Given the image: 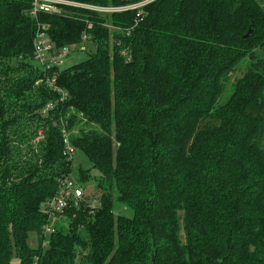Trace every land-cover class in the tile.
<instances>
[{"label": "trees", "instance_id": "obj_1", "mask_svg": "<svg viewBox=\"0 0 264 264\" xmlns=\"http://www.w3.org/2000/svg\"><path fill=\"white\" fill-rule=\"evenodd\" d=\"M30 5L0 0V264H264V0H156L129 35L100 22L133 12L98 17L87 57L46 73ZM84 15L39 19L61 48ZM62 122L98 204H72L44 245L42 204L74 171Z\"/></svg>", "mask_w": 264, "mask_h": 264}, {"label": "built area", "instance_id": "obj_2", "mask_svg": "<svg viewBox=\"0 0 264 264\" xmlns=\"http://www.w3.org/2000/svg\"><path fill=\"white\" fill-rule=\"evenodd\" d=\"M154 1L156 0H126V2L122 4L100 5L76 0H30V14L37 21L33 43L34 60L46 73L51 71L53 67H60L64 58L70 53V46L80 47L81 50L87 51L89 47L88 43H90L92 37L91 31L94 29L96 21L100 20L96 19L98 17L102 18L110 16L114 13L133 12L134 23L131 26H119L110 23L107 20H102V22H100L101 25L107 27L110 32L117 31L129 35L145 18L148 5ZM68 10L74 11L78 14H88L83 16L85 18L84 21L86 23V29L82 33L81 43L56 48L49 34L50 24L41 21L39 19V15H62ZM124 53H126L125 50ZM45 81L51 89L56 90L61 94L62 100L68 97V93L56 84L54 77L46 76ZM52 108L53 104L49 103L43 113L46 114ZM60 127L64 143V153L69 159H73L75 147L70 141V132L64 122L60 124ZM39 133L41 135L42 131ZM84 197L85 188L77 178L66 176L60 180L59 189L56 195L47 199L42 204V212L46 214L50 220L49 224H46L43 228L42 234L45 239L44 245H48L50 235L55 231L53 225L54 219L57 217L61 218L64 211L71 207L72 204L78 206ZM90 205L95 206L96 203H90Z\"/></svg>", "mask_w": 264, "mask_h": 264}, {"label": "rangeland", "instance_id": "obj_3", "mask_svg": "<svg viewBox=\"0 0 264 264\" xmlns=\"http://www.w3.org/2000/svg\"><path fill=\"white\" fill-rule=\"evenodd\" d=\"M90 45V44H89ZM110 47L112 48V44L110 43ZM88 53L84 50H81L80 47H75V46H70V53L64 58L63 63L60 65L61 69H65L68 67H71L81 61H83L86 57H87ZM244 71V64L243 66H241V68H239L237 71H235L232 75H231V81H234V79L236 77H239L243 74ZM230 86V85H228ZM80 164H82L83 166H85L86 168L89 166V162L87 160V158L84 156V154L79 151V150H75L74 153V157H73V172L70 175L72 178H77V169L79 168ZM95 174V171H93ZM96 184V181L94 179V177H92V179H90L88 182L83 183V187L85 188V199L88 198V202L93 204L96 203L98 204L97 198L99 195V192L96 191V189L94 188ZM117 208V207H116ZM124 210H126L125 212L127 214H130V211H127V209L124 206H120V208L116 209L117 214L119 213H123ZM65 221L64 217L60 218L57 217L56 219H54V225L55 224H60V222ZM36 238L37 236L34 235L32 237V242L36 243Z\"/></svg>", "mask_w": 264, "mask_h": 264}, {"label": "water", "instance_id": "obj_4", "mask_svg": "<svg viewBox=\"0 0 264 264\" xmlns=\"http://www.w3.org/2000/svg\"><path fill=\"white\" fill-rule=\"evenodd\" d=\"M253 34V30L250 28L249 31L245 34V38H249L251 37ZM11 243H12V248H13V256L17 257L18 255V247H17V243H16V239H15V235L12 232L11 233Z\"/></svg>", "mask_w": 264, "mask_h": 264}]
</instances>
